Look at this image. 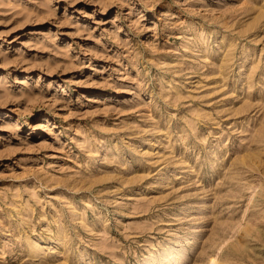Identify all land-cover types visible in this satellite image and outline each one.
Returning a JSON list of instances; mask_svg holds the SVG:
<instances>
[{
	"label": "rangeland",
	"instance_id": "374dc122",
	"mask_svg": "<svg viewBox=\"0 0 264 264\" xmlns=\"http://www.w3.org/2000/svg\"><path fill=\"white\" fill-rule=\"evenodd\" d=\"M0 264H264V0H0Z\"/></svg>",
	"mask_w": 264,
	"mask_h": 264
}]
</instances>
